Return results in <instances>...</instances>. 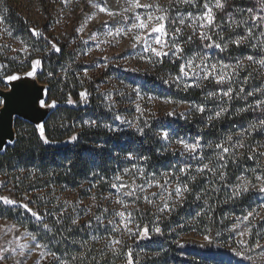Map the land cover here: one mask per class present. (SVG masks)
I'll return each instance as SVG.
<instances>
[{
	"label": "trees",
	"instance_id": "obj_1",
	"mask_svg": "<svg viewBox=\"0 0 264 264\" xmlns=\"http://www.w3.org/2000/svg\"><path fill=\"white\" fill-rule=\"evenodd\" d=\"M171 1L163 6L168 11L160 14L166 17L160 47L168 55L158 57L149 52L148 73L121 72L118 78L146 98L169 106L184 105V112L133 110L128 115L132 124L123 126L116 116L127 112L115 111L102 95L91 93L82 100L85 66L66 57L65 46L59 54H48L37 46L45 58L37 80L46 86L45 102H55L58 107L51 108L43 133L41 127L15 121L16 140L0 153V177L16 181L21 196H31L36 205L28 206L42 216V221L32 218L21 206L2 204L0 218L34 235L51 256L48 264H128L129 253L132 264H162L163 256L174 257L181 251L179 239L229 237L237 221L253 212L259 193L249 190L234 196V192L237 185L249 182L250 188L256 177H264V129L252 127L264 119V110L256 107L264 100V93L257 91L264 89V67L256 62L264 58V3L222 0L223 9H217L216 0ZM205 4L213 9L210 27H201L206 23L202 19L207 12ZM3 8L10 16L8 25L27 33L28 22L15 18L7 4ZM176 28L180 31L175 32ZM201 32L212 39H201ZM241 36L248 39L237 46L233 41ZM215 44L227 47L217 48ZM180 48L184 51H178ZM248 56L254 60H247ZM190 60L194 63L186 66ZM6 63L5 77L31 69L30 63ZM64 64L71 66L67 84L62 78L55 79L57 67ZM205 65L209 69L217 65L211 78H204ZM218 75L225 77L223 82H217ZM229 88L233 90L231 99L223 95ZM249 92L255 94L248 96ZM69 99L76 105H69ZM199 107L205 111L201 113ZM221 108L227 111L215 118ZM133 125L143 127L145 134L137 133ZM163 132L168 133L167 138H161ZM73 135L77 140L70 144L51 145L69 141ZM229 136L232 141H228ZM181 140L198 144L197 151L185 150L178 143ZM217 144L229 151L224 153ZM114 184L117 187H112ZM185 185L187 192L183 191ZM177 187L181 195L176 194ZM63 192L74 200L67 205L57 202ZM122 211L131 217L117 215ZM262 224H250L253 237L260 233ZM143 226L149 228L147 237L127 231L132 228L135 233ZM156 226L160 233L154 231Z\"/></svg>",
	"mask_w": 264,
	"mask_h": 264
},
{
	"label": "rangeland",
	"instance_id": "obj_2",
	"mask_svg": "<svg viewBox=\"0 0 264 264\" xmlns=\"http://www.w3.org/2000/svg\"><path fill=\"white\" fill-rule=\"evenodd\" d=\"M171 2V0H139L141 5L153 6L136 8L133 7L131 0H0V89H8V80L5 77L8 72L7 61L17 64L30 63L31 69L26 74L31 71L32 76H37L42 71L45 59L44 55L38 53L37 46L46 50L48 54H59L60 51L52 48V44H55L60 49L65 46L66 57L71 56L78 64L85 66L83 69L85 87L82 92H87V96L91 93L102 95L115 111L127 112L116 116L117 122L123 126L132 124L133 121L128 115L134 111L142 113L152 108L155 111L164 108L169 112L186 111L184 105H170V107L167 103L146 98L136 87H131L125 80L120 81L118 78L121 72L146 74L150 71L146 61V56L151 52L148 46L161 49L160 45L155 43L156 39H160L161 33L152 32L150 28L148 30L136 28L131 32L127 29L137 23L136 17L146 19L148 16L155 17L168 11L163 6ZM5 4L12 8L11 12L15 18L28 22L27 33H21L20 29L8 25L7 20L10 16L3 8ZM100 8H105L115 15L109 16L107 12H101ZM82 27L83 31H78ZM34 29L39 35L34 34ZM118 29L121 31L117 32ZM136 36H140L141 39H135ZM21 41L24 43L22 44ZM34 60H40V64L35 68ZM70 67L67 64L57 67L58 73L55 79L62 78L67 84V69L69 70ZM71 88L74 90V87ZM65 91L67 92V89ZM69 105H76V102L73 101ZM57 107L58 104L55 103V107L50 108ZM84 122L86 123L87 120ZM72 142L69 140L51 145L60 147ZM45 144L49 145V143ZM262 153H264V144ZM261 183V180L254 179L249 188L250 192L259 193L253 209V213L259 215L238 220L232 227L230 236L220 240L199 236L181 238L177 242L181 251L174 257L163 256L161 263L165 264L170 260L174 263L177 260V264H264L262 258L264 257V192L259 191ZM17 185L18 183L13 182L8 176L0 177V197L16 201L13 205H6L3 201H0V204L22 208L25 203L36 205L31 200V196L19 194ZM57 197V202L66 205L67 202L74 200L67 196V192L60 193ZM32 218L37 220L33 216ZM256 222H263L262 230L253 237L250 224ZM37 244L38 241L33 240L25 230L11 221L0 218V255L7 257L5 261H0V264H17V262L48 264L51 256L40 244L41 247H36ZM20 245L26 247L21 250ZM237 251L242 255H236ZM140 258H144L143 253Z\"/></svg>",
	"mask_w": 264,
	"mask_h": 264
},
{
	"label": "snow or ice",
	"instance_id": "obj_3",
	"mask_svg": "<svg viewBox=\"0 0 264 264\" xmlns=\"http://www.w3.org/2000/svg\"><path fill=\"white\" fill-rule=\"evenodd\" d=\"M181 2L183 3H188L190 2V0H181ZM262 3H264V0H261ZM131 3L133 5V7H136V8H139V7H152L153 5H141L139 3V0H131ZM224 7V3L222 2V0H216V3H215V8L217 9H223ZM205 8L207 9V12H206V15L204 17H202V19H204L206 21L205 24H202L201 27H210L213 23H214V15H213V9L212 7H209L207 4H205ZM162 10V9H161ZM100 11L101 12H107V14L109 16H114L115 13L111 12V11H108L107 9L105 8H100ZM166 19L165 16H161V15H157L155 17L153 16H148L146 19H141L140 17H136V20H137V23H134L131 28L127 29L128 32H131L133 29H136V28H139V29H143V30H148L149 28L151 29L152 32H156V33H161V34H166V29H165V24L163 23V21ZM261 19H264V18H261ZM181 23H183V21H181ZM34 34L36 35H39V32H36V30L34 29ZM78 31H83V27L81 29H78ZM121 31L120 29L117 30V32ZM175 32H179L180 29L179 28H176L174 30ZM111 34V33H109ZM200 38L201 39H204V40H211L212 37L207 35L206 32H201L200 34ZM249 36H251V32H249L248 34ZM135 39L137 40H140L141 37L140 36H136L134 37ZM248 39V37L246 36H241L238 40H235L233 41L234 44H236L237 46H240L243 42H245L246 40ZM189 40H191V37H189ZM21 43L23 44L24 41H21ZM155 43L157 45H160L161 44V40L160 39H156ZM164 43H167V41H165ZM215 47L217 48H226L227 45H221V44H215L214 45ZM172 47H175V42H173V45ZM52 48L55 49L56 51H60L61 49L58 48L55 44H52ZM148 50H150L151 52H153L156 56H166L168 55V52H165L161 49H158L156 47H152V46H148ZM171 50V49H170ZM178 51L180 52H183L184 49L183 48H180L178 49ZM247 60L249 61H253L254 60V57L252 56H248L246 57ZM207 60V57H202L201 58V64L203 65L204 62ZM257 63H259L262 67H264V58L260 59L259 61H256ZM194 63V61H189L188 62V65L186 66H191L192 64ZM40 64V60H34L33 61V67L35 68L37 65ZM240 65L237 64V67H239ZM225 67H227L225 65ZM205 68H206V72H205V79H208V78H211L212 76V73L216 71V68H217V65H211L210 66V69L207 65H205ZM181 71L183 72L184 71V68L182 67L181 68ZM187 74V73H185ZM28 76H32L33 75V72H28L27 73ZM19 77L16 76V75H9L7 77V80L9 81H15V80H18ZM225 79V77L223 75H218L217 76V82L220 83V82H223ZM232 89L229 88L228 91L224 92L223 95L228 97L229 99L232 98ZM240 91H244V89H240ZM257 91L259 92H262L264 93V89H257ZM255 93L253 92H249L247 93L248 96H252L254 95ZM87 92H81L80 93V96L82 99L86 100L87 99ZM212 95H215V93H213ZM69 104L73 103V101L71 99H69L67 101ZM4 104V101L0 100V105ZM39 105L41 108H44V107H55V102H53L51 105L47 104L43 99H40L39 100ZM256 107L258 108H261L262 110H264V100H261L257 105ZM201 113H203L205 111L204 107H199L198 109ZM227 109L226 108H221L219 111L215 112V118H219L221 117V115L226 112ZM241 111H247V109H241ZM172 113H169V115H171ZM213 117H209V120H212ZM86 123H91L92 125H95L96 124V121H90V122H86ZM107 127V126H105ZM133 127L135 128L136 132L139 133L140 135H144L145 134V130L143 127H140L139 125H133ZM252 127L255 129L257 127L259 128H262L264 129V119H261L257 124H254L252 125ZM41 130H42V133H43V126L41 125ZM109 131H116V129H111L109 128ZM161 136V138H167L168 136V133L167 132H163V133H160L159 134ZM71 141H76L77 140V137L75 135H73L71 138ZM228 141H232L233 137L232 136H229L228 138ZM45 143H48L49 141L47 139H45L44 141ZM178 143H181L183 144V147L185 150L189 151L190 153H194L197 151L199 145L198 144H187V143H184V141H178ZM217 148H222V151L224 153H227L229 151V149L227 147H224L223 145H219L217 144L216 145ZM240 147H244V145L241 143L240 144ZM262 155H264V153H261ZM129 158H131V153L129 154ZM222 158V157H221ZM144 159H148L147 157H144ZM205 169H208L209 168V165L208 164H205L203 166ZM117 179H119V177H117ZM221 179H223V174H221ZM257 180H261L262 183L259 187V191L261 192H264V177H256ZM248 183L249 182H244L242 185H237L236 186V191L234 192V196H240L242 195L243 193L249 191V187H248ZM255 186V185H253ZM112 187H117V185H112ZM183 191L184 192H187L188 191V186L185 185L184 188H183ZM175 192L177 195H181L182 194V190L180 187H177L175 189ZM129 195H131V193H128ZM171 195V193L169 194ZM93 199H95V197H93ZM0 201H3L4 204L6 205H13L16 203V201L14 200H11V199H8L6 197H0ZM28 212L31 213V215L33 217H35L38 221L42 220V216L36 212V211H33L31 208H29L28 204H23L22 205ZM168 205H165V208H167ZM105 211H107V209H105ZM160 211H164V209H160ZM117 215L121 216V217H124L125 215H127L128 218L131 217V213H125V212H119L117 213ZM253 215H259V213H253V212H249L248 213V216L251 217ZM245 219H247V217H245ZM72 223H76L75 220L72 221ZM109 223H112L111 221H109ZM44 228H48V225L45 223L44 225ZM127 231L129 233H132L133 235H139L141 237H147L148 236V233H149V228L147 226H143V227H138L137 228V232L133 233V230L132 228H128ZM154 231L156 233H160L161 232V229L159 226H156L154 228ZM29 235L32 236V239L35 240L36 237L34 235H32L31 233H29ZM241 235H243V233H241ZM207 239V237H206ZM117 244L120 243V241H116ZM26 247V245H20V248L21 250H23V248ZM36 247H41L39 244L36 245ZM14 251V250H13ZM21 254H23V251H21ZM51 255L55 258V253H51ZM236 255H242L241 252L237 251L236 252ZM6 256L5 255H0V261H5L6 260ZM264 258V257H262ZM17 264H20V262H17ZM128 264H132V261H131V253H129V261H128Z\"/></svg>",
	"mask_w": 264,
	"mask_h": 264
},
{
	"label": "water",
	"instance_id": "obj_4",
	"mask_svg": "<svg viewBox=\"0 0 264 264\" xmlns=\"http://www.w3.org/2000/svg\"><path fill=\"white\" fill-rule=\"evenodd\" d=\"M19 79L7 82L8 89H0V153L16 140L15 121L23 120L40 128L47 120L51 108H41L39 100H46V86L36 76L23 73Z\"/></svg>",
	"mask_w": 264,
	"mask_h": 264
}]
</instances>
